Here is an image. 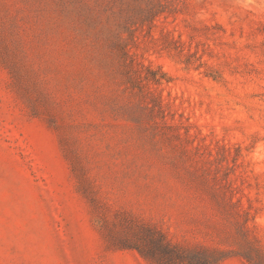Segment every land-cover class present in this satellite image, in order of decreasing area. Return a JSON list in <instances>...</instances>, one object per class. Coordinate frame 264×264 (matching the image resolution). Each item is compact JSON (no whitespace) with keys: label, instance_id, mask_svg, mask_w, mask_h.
<instances>
[{"label":"rangeland","instance_id":"374dc122","mask_svg":"<svg viewBox=\"0 0 264 264\" xmlns=\"http://www.w3.org/2000/svg\"><path fill=\"white\" fill-rule=\"evenodd\" d=\"M0 264H264V0H0Z\"/></svg>","mask_w":264,"mask_h":264}]
</instances>
